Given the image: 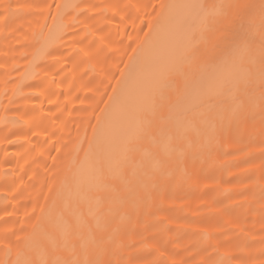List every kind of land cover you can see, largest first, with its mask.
Instances as JSON below:
<instances>
[{
    "label": "bare ground",
    "instance_id": "obj_1",
    "mask_svg": "<svg viewBox=\"0 0 264 264\" xmlns=\"http://www.w3.org/2000/svg\"><path fill=\"white\" fill-rule=\"evenodd\" d=\"M212 2L0 0V264L65 241L83 259L102 218L116 264H264L259 80L222 48L190 55L207 47L192 6ZM161 116L191 142L166 154Z\"/></svg>",
    "mask_w": 264,
    "mask_h": 264
},
{
    "label": "snow or ice",
    "instance_id": "obj_2",
    "mask_svg": "<svg viewBox=\"0 0 264 264\" xmlns=\"http://www.w3.org/2000/svg\"><path fill=\"white\" fill-rule=\"evenodd\" d=\"M192 7L198 9L200 13L201 39L207 45L203 51L193 48L190 53L192 60L195 61L201 55H206L210 61H214L216 59L215 50L222 48L228 55L220 63L226 64L230 59H238L243 66L246 84L252 83L254 79L258 78L261 88L260 99L264 102V0H259L258 3H243L241 0H213L211 4L198 3ZM227 83V81H221L219 87L223 89ZM232 101V105L227 108H220L214 116L215 121L224 131H226L225 124L227 121L233 119L240 121L242 119L240 110L243 107V101L235 95L232 96ZM201 115V113L192 111L189 123L193 128L196 127L198 117ZM160 124L159 135L167 137V143L164 145L166 154L173 150V141L188 140L186 135L178 134L180 124L178 120L174 121L171 116L167 118L161 116ZM174 130L176 134H174ZM145 136L152 144L158 143L155 136L148 134H142L137 139H143ZM188 142L191 141L188 140ZM134 150V148L129 149L130 152ZM144 156L155 160L159 166L168 163L167 160L159 158L158 153L146 150ZM99 203L98 200L97 204L99 205ZM102 219L103 223L100 220L97 221V231L89 229L90 247L83 249V259L77 255V242H73L70 246L67 241L63 243L54 242L52 259L41 260L40 264H116L111 259H105L110 253L108 247L110 238L106 236L108 220L107 218ZM7 247L10 248L11 245H7ZM61 249L69 250L70 258L65 259L55 254ZM20 255L21 253L18 252L17 256ZM3 264H8V262L5 261ZM13 264H32V262L18 258Z\"/></svg>",
    "mask_w": 264,
    "mask_h": 264
}]
</instances>
